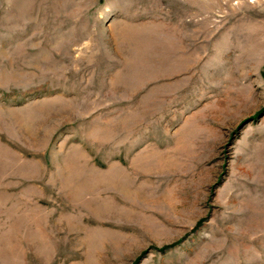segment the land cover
<instances>
[{
  "label": "rangeland",
  "instance_id": "obj_1",
  "mask_svg": "<svg viewBox=\"0 0 264 264\" xmlns=\"http://www.w3.org/2000/svg\"><path fill=\"white\" fill-rule=\"evenodd\" d=\"M0 264H264V0H0Z\"/></svg>",
  "mask_w": 264,
  "mask_h": 264
},
{
  "label": "bare ground",
  "instance_id": "obj_2",
  "mask_svg": "<svg viewBox=\"0 0 264 264\" xmlns=\"http://www.w3.org/2000/svg\"><path fill=\"white\" fill-rule=\"evenodd\" d=\"M147 162V161H145ZM117 186V185H115ZM120 188H122V185H120ZM94 213L98 214V213H105L106 211H108V209H106V207L104 205H99V206H96V207H93V210H92Z\"/></svg>",
  "mask_w": 264,
  "mask_h": 264
}]
</instances>
